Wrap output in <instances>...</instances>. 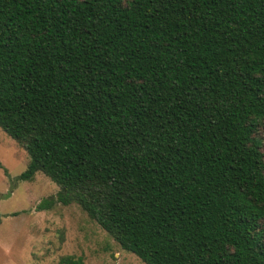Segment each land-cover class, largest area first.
I'll use <instances>...</instances> for the list:
<instances>
[{
	"label": "trees",
	"instance_id": "obj_1",
	"mask_svg": "<svg viewBox=\"0 0 264 264\" xmlns=\"http://www.w3.org/2000/svg\"><path fill=\"white\" fill-rule=\"evenodd\" d=\"M0 128L58 186L36 209L144 264H264V0H0Z\"/></svg>",
	"mask_w": 264,
	"mask_h": 264
},
{
	"label": "rangeland",
	"instance_id": "obj_2",
	"mask_svg": "<svg viewBox=\"0 0 264 264\" xmlns=\"http://www.w3.org/2000/svg\"><path fill=\"white\" fill-rule=\"evenodd\" d=\"M28 161L27 152L0 128V264H60L66 255L81 257L82 264H144L77 204L36 209L58 186L42 172L18 179Z\"/></svg>",
	"mask_w": 264,
	"mask_h": 264
}]
</instances>
